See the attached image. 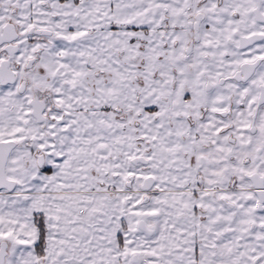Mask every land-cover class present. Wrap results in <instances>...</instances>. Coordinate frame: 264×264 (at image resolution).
<instances>
[{"label": "snow or ice", "instance_id": "1", "mask_svg": "<svg viewBox=\"0 0 264 264\" xmlns=\"http://www.w3.org/2000/svg\"><path fill=\"white\" fill-rule=\"evenodd\" d=\"M0 264H264V0H0Z\"/></svg>", "mask_w": 264, "mask_h": 264}]
</instances>
